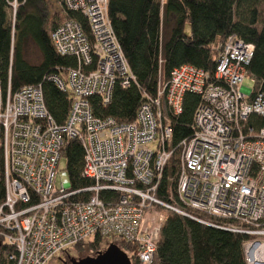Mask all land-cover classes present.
Listing matches in <instances>:
<instances>
[{"label": "built area", "instance_id": "1", "mask_svg": "<svg viewBox=\"0 0 264 264\" xmlns=\"http://www.w3.org/2000/svg\"><path fill=\"white\" fill-rule=\"evenodd\" d=\"M87 20L72 18L51 33L56 51L77 66L49 77L71 99L64 124L50 114L41 85L4 92L0 81V147L5 159V200L0 242L15 264H49L77 244L100 235L133 247L140 264H152L172 214L200 213L225 221L246 236L247 264H264V91L243 86L255 45L237 34L213 47L215 70L182 65L156 95L144 94L130 122L95 115L91 99L112 101L117 86L137 82L113 26L110 0H62ZM14 12L17 3H13ZM187 93L202 97L194 133L172 145V116ZM70 139L84 148L83 176L92 185H57ZM181 149L175 191L161 195L168 162ZM171 179V178H170ZM84 193H89L85 199ZM202 221V220H201Z\"/></svg>", "mask_w": 264, "mask_h": 264}, {"label": "trees", "instance_id": "2", "mask_svg": "<svg viewBox=\"0 0 264 264\" xmlns=\"http://www.w3.org/2000/svg\"><path fill=\"white\" fill-rule=\"evenodd\" d=\"M57 1L62 14L50 23L45 0H0V81L4 92L9 85L12 92L28 85H41L50 114L56 123L64 124L71 99L49 77L65 76L77 66V60L56 51L51 33L58 24L72 18L80 20L86 31L88 27L84 16L67 10L62 0ZM14 2L17 8L12 13ZM109 12L137 82L126 89L117 86L107 105L93 97L95 115L114 117L122 123L133 121L144 94L156 95L160 75L168 81L173 70L185 64L214 72L213 47L233 33L255 45L247 77L254 83V94L264 91V0H110ZM188 23L190 33L186 32ZM33 48L40 53L37 62L29 57ZM201 102L198 94L185 95L183 112L171 118L172 145L177 146L193 135L195 112ZM254 120L264 122L257 115H252L249 122ZM63 159L74 190L92 185L83 176L84 148L79 141L67 142ZM180 160L178 148L168 162L163 180L161 195L167 199L169 188L176 189ZM5 193V159L0 147V205ZM88 196L89 193L82 195L85 199ZM193 215L196 218L169 216L152 264H247L242 246L244 234L223 227L224 220L200 213ZM107 243V238L97 235L74 249L88 247L98 255L108 248ZM117 246L128 255L131 264H140L132 254L133 247L123 242ZM12 251L0 242V264H15L9 258Z\"/></svg>", "mask_w": 264, "mask_h": 264}, {"label": "rangeland", "instance_id": "3", "mask_svg": "<svg viewBox=\"0 0 264 264\" xmlns=\"http://www.w3.org/2000/svg\"><path fill=\"white\" fill-rule=\"evenodd\" d=\"M45 2L47 4L48 10H49L50 23H53L55 20H57V18L61 17L62 7L57 0H45ZM12 13H14V9H13ZM60 21H62V20H60ZM186 32L187 33L191 32L190 23H188L186 25ZM29 57H30L31 61L37 62L40 59V53L37 49L33 48ZM253 85H254L253 81L249 77H246L244 82H243V86L248 88V89H253ZM61 182H63L64 184H68L70 182V177H69V173H68L67 168H66L65 159H62L60 162L59 172H58L57 178H56L57 185H61ZM111 244L118 245V242L117 241L114 242L113 240H108L107 246H110ZM65 256H67V259L70 261V259H72V258L78 259V260L83 259V258H87V257L94 258L97 256V254L95 252H93L90 248L85 247L83 249L71 248L68 251V253L65 254ZM49 264H59V256L57 258H55L54 260H52Z\"/></svg>", "mask_w": 264, "mask_h": 264}, {"label": "water", "instance_id": "4", "mask_svg": "<svg viewBox=\"0 0 264 264\" xmlns=\"http://www.w3.org/2000/svg\"><path fill=\"white\" fill-rule=\"evenodd\" d=\"M70 264H131V260L120 247L111 244L94 258L87 257L79 260L72 258Z\"/></svg>", "mask_w": 264, "mask_h": 264}, {"label": "flooded vegetation", "instance_id": "5", "mask_svg": "<svg viewBox=\"0 0 264 264\" xmlns=\"http://www.w3.org/2000/svg\"><path fill=\"white\" fill-rule=\"evenodd\" d=\"M71 263V259L70 261L67 259V256L62 255L59 257V264H70Z\"/></svg>", "mask_w": 264, "mask_h": 264}]
</instances>
